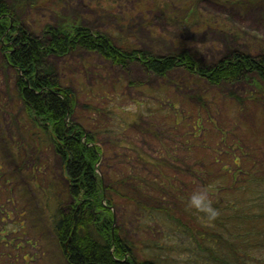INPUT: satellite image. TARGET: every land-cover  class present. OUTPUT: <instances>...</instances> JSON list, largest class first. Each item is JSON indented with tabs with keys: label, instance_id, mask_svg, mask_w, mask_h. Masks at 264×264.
I'll return each instance as SVG.
<instances>
[{
	"label": "rangeland",
	"instance_id": "obj_1",
	"mask_svg": "<svg viewBox=\"0 0 264 264\" xmlns=\"http://www.w3.org/2000/svg\"><path fill=\"white\" fill-rule=\"evenodd\" d=\"M6 3L18 25L43 39L49 28L84 26L124 48L155 57L183 54L203 68L237 52H264V0ZM1 41L0 264H68L54 234L58 207L74 204L67 163L54 146L53 123L24 102L21 73L8 59L13 48L4 51ZM45 72L73 90L69 125L98 139L97 176L126 198L115 207V227L140 251L160 253L168 264H191L182 249L150 246L177 239L168 235L172 223L162 206L173 209L184 193L218 204L217 189L233 201V187L248 183V169L264 175V82L257 75L218 87L181 65L160 77L140 62L124 69L86 49L49 57ZM175 180L180 198L172 190ZM252 185V199L264 194V186ZM133 195L139 205L126 201ZM256 253L264 258V249Z\"/></svg>",
	"mask_w": 264,
	"mask_h": 264
},
{
	"label": "trees",
	"instance_id": "obj_2",
	"mask_svg": "<svg viewBox=\"0 0 264 264\" xmlns=\"http://www.w3.org/2000/svg\"><path fill=\"white\" fill-rule=\"evenodd\" d=\"M9 13L6 0H0L1 44L4 51L6 45L13 48L8 59L21 73V96L44 122L53 123L54 146L67 163L70 177L67 194L76 208L74 204L64 206L61 203L54 222V234L67 263L168 264L167 257H160V253L136 249L125 233L115 227V207L126 198L106 188L104 180L97 176L96 163L101 160L103 150L94 135H87L79 126L69 125L68 120L74 113L73 90L63 88L57 76L45 72L47 59L86 49L99 53L124 69L133 62H140L160 77H166L181 65L188 72L219 87L222 83L245 81L252 74L264 82V52L256 55L237 52L211 68H203L183 54L155 57L136 48H124L109 36L96 35L84 26H73L70 31L49 28L46 39H43L18 25ZM7 41L10 42L7 44ZM248 170L245 173L248 183L233 187V201L224 199L226 190L223 189H217L222 196L218 204L211 201L208 204L209 197L204 198L212 212L194 207L192 199L187 198L184 192L185 199L180 203L175 201L173 209L163 205L164 213L172 223L168 235L175 234L177 239L169 241L168 245L151 242L150 246L171 251L182 249L192 256L191 264H264V258L256 253L257 249H264V194L253 199L249 194L252 184L264 186V175L259 177V171ZM223 173L224 177L228 172ZM209 175H212L211 171ZM175 181L172 190L180 198L177 192L181 188L176 185L178 180ZM208 193L212 195L213 191L208 190ZM126 201L140 204L136 195ZM205 214L212 222H205ZM171 258V261L176 259L174 256Z\"/></svg>",
	"mask_w": 264,
	"mask_h": 264
},
{
	"label": "clouds",
	"instance_id": "obj_3",
	"mask_svg": "<svg viewBox=\"0 0 264 264\" xmlns=\"http://www.w3.org/2000/svg\"><path fill=\"white\" fill-rule=\"evenodd\" d=\"M192 205L197 209L212 212V209L204 203L203 197H193Z\"/></svg>",
	"mask_w": 264,
	"mask_h": 264
}]
</instances>
